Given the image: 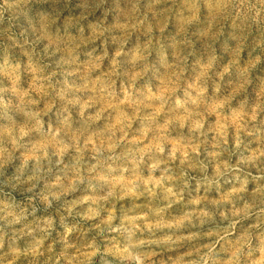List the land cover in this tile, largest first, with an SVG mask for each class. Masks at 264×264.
I'll return each instance as SVG.
<instances>
[{"label":"clouds","instance_id":"9594fccd","mask_svg":"<svg viewBox=\"0 0 264 264\" xmlns=\"http://www.w3.org/2000/svg\"><path fill=\"white\" fill-rule=\"evenodd\" d=\"M0 264H264V0H0Z\"/></svg>","mask_w":264,"mask_h":264}]
</instances>
